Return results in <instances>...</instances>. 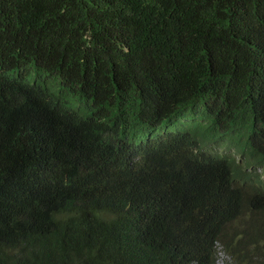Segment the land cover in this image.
<instances>
[{"label":"trees","instance_id":"16d2710c","mask_svg":"<svg viewBox=\"0 0 264 264\" xmlns=\"http://www.w3.org/2000/svg\"><path fill=\"white\" fill-rule=\"evenodd\" d=\"M0 264H264V0H0Z\"/></svg>","mask_w":264,"mask_h":264},{"label":"rangeland","instance_id":"374dc122","mask_svg":"<svg viewBox=\"0 0 264 264\" xmlns=\"http://www.w3.org/2000/svg\"><path fill=\"white\" fill-rule=\"evenodd\" d=\"M69 103H71V104H70L71 107H72L77 113H79V115H81L82 117H86V112H87V111L80 113L79 111H81V108L79 107L78 109H76V106H78L79 104H77V103H75V102H71V101H70Z\"/></svg>","mask_w":264,"mask_h":264}]
</instances>
